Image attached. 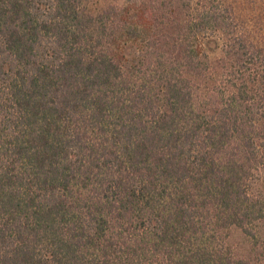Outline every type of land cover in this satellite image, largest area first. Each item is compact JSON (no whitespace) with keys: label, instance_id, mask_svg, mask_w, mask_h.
I'll use <instances>...</instances> for the list:
<instances>
[{"label":"trees","instance_id":"trees-1","mask_svg":"<svg viewBox=\"0 0 264 264\" xmlns=\"http://www.w3.org/2000/svg\"><path fill=\"white\" fill-rule=\"evenodd\" d=\"M0 264H264V0H0Z\"/></svg>","mask_w":264,"mask_h":264},{"label":"rangeland","instance_id":"rangeland-1","mask_svg":"<svg viewBox=\"0 0 264 264\" xmlns=\"http://www.w3.org/2000/svg\"><path fill=\"white\" fill-rule=\"evenodd\" d=\"M96 2L97 5H100V6H107L108 4H111V3H114V4H118V5H122L124 4L125 2H128V1H132V0H94ZM232 243H234L235 241L233 240H239V233L237 231H233L232 232ZM230 240V241H231Z\"/></svg>","mask_w":264,"mask_h":264}]
</instances>
